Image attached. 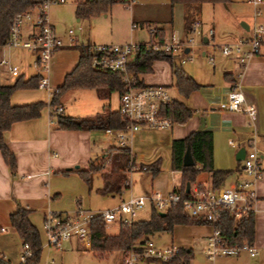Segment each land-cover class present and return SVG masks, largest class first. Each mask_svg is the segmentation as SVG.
Returning a JSON list of instances; mask_svg holds the SVG:
<instances>
[{"label":"crops","instance_id":"0c3cea01","mask_svg":"<svg viewBox=\"0 0 264 264\" xmlns=\"http://www.w3.org/2000/svg\"><path fill=\"white\" fill-rule=\"evenodd\" d=\"M75 1H73V13ZM126 6L125 19L129 35L118 42L97 38L89 31L90 18H77L75 14L74 21L82 22V24L69 25L64 32H59L55 29L52 18L47 12L55 37L64 44L56 50L76 47L80 44L136 43L152 40L154 38L151 30L158 27L164 34V26L171 25L173 17L177 20L181 18L183 28L184 6L182 3H170L169 0H130ZM110 7L103 12V16L110 12ZM253 22L264 25V0L256 3L252 0L202 2L194 17L191 32L200 34V41L195 45L186 46L187 51L184 52L183 49V54L178 55L184 56V61L180 63L185 64L184 70L192 76L199 87L187 96L179 94L172 85L170 68L165 60H153L149 72L138 74V78L143 83L164 85L171 98L183 101L192 108L191 116L184 122H174L167 128L139 127L132 131L124 142L136 164L159 160V171L155 175L150 176L147 172L137 171L143 193L157 191L161 195H166L171 190L179 189L182 182L180 172L171 169L170 144L173 138L183 137L194 129L211 132L212 167L229 170L218 187L240 186L244 180L248 179V174L241 166L244 156L241 150L243 148L245 154V151L250 148L249 140L253 141L260 165V176L253 184L255 194L252 211L253 236L250 242L255 253L249 255L246 251H240L231 254L234 255L232 261L220 260V264H264V33L260 39L258 53L248 56L244 61H239L236 54H222L219 50V46L223 43L238 39L246 40L250 36ZM81 28L87 29L84 31L83 39L77 35V30ZM33 30L35 27L30 22H25L21 26V36L25 37ZM180 35L179 38H183L186 34L181 32ZM68 36L73 39L72 45H67ZM242 47L246 49L247 45L244 44ZM35 55L33 50L22 46L0 45V58L6 60V63H0V84H9L18 76L26 79L36 74L37 69L33 65ZM9 64L17 66V75L9 73L7 68ZM66 70L68 69L62 71L60 79ZM225 73L228 75L224 76ZM48 82L52 91L54 82L51 81L49 71ZM234 83H239L244 101L254 106V119L250 120L243 111L227 110L219 106ZM49 91L39 87H22L12 90L8 97L11 104L38 100L45 103L38 116L14 121L2 132L5 145L15 157V170L11 174L0 154V255L11 264L20 262L22 243L9 224L8 214L16 206L27 209V217L36 227L41 250L44 247V239L47 240L43 228L46 212L72 209V205H63L59 201L60 198H56L65 190L57 181H67L65 175L74 172V165L83 168L90 158L102 153L108 146L119 145L116 137L104 129L56 127L48 105ZM113 93L116 95L117 105V92L113 91L111 94ZM111 94L108 98L109 106ZM102 102V99L95 94L93 103L95 107L92 111H85L79 115L64 114L92 116L100 111ZM59 106L62 111L63 105L60 103ZM115 108L110 106V109ZM61 170L68 171L62 173ZM134 171L135 169L129 171L128 175ZM167 171L170 173V178H168L169 174L166 175ZM69 177L74 178L73 175ZM126 180V188L130 189V180ZM189 187L191 191L197 187H211L210 173L199 171ZM87 189L91 188L87 186ZM118 199H122L120 195ZM101 209L96 208L92 211ZM108 226L112 229L111 233L115 232L113 225ZM210 233L211 226L205 222L174 224L170 231L169 242L160 246L174 245L192 250L196 240L201 242L203 247ZM68 240L78 252L88 249V245L82 246L75 237ZM218 256L220 255L216 257ZM121 259L122 254L119 252L115 264H121Z\"/></svg>","mask_w":264,"mask_h":264},{"label":"trees","instance_id":"16d2710c","mask_svg":"<svg viewBox=\"0 0 264 264\" xmlns=\"http://www.w3.org/2000/svg\"><path fill=\"white\" fill-rule=\"evenodd\" d=\"M41 0H0V45H3L9 35L11 19L16 12L31 9L38 5ZM116 0H76L74 14L77 18L88 19L93 15L105 12ZM125 3L130 0H123ZM227 0H169L170 3L179 2L184 6L183 33L187 34L192 29L194 17L202 2H225ZM152 37L158 43L163 41L161 28L151 30ZM93 44L77 45V59L74 65L63 74L61 82L51 91L48 105L50 112H54L56 127L61 129H122L127 120L116 110L110 109L108 98L111 92H121L124 89L122 72L104 67L91 65L94 55L101 52L96 51ZM179 54L164 52L162 50L147 49L143 42H139L132 57L126 62L127 74L134 78L135 85L143 82L138 78L139 73L151 70L153 60H165L170 68L172 85L182 96H187L191 91L197 89L199 84L181 66ZM228 74L225 73L224 76ZM38 74L31 75L26 79L18 76L9 84H0V154L8 166L11 174L15 170V157L5 145L2 132L10 124L17 120L28 119L39 115L41 108L45 105L43 101H33L22 104H11L9 94L12 90L22 87H36ZM70 88H92L98 98L102 99L100 111L92 116H71L55 112L59 106L61 94ZM160 112L167 116L173 123L184 122L193 110L183 101L172 98L168 103L160 106ZM186 145L189 146L193 164L183 165L182 155ZM171 169L178 170L181 176V187L171 191H177L183 196L191 194L190 187L185 192L184 184L194 181L199 171L210 173L211 188H217L229 173L226 169H215L212 167L211 132L209 130L194 129L185 136L173 138L170 144ZM138 170L147 172L150 176L159 171V160L149 163L136 164L131 157L128 146L110 145L101 154L90 158L83 168H74L73 171L83 179L87 186L91 187V175L96 174L101 184L95 188L101 195L120 194L125 188V176L128 171ZM68 170H61L66 173ZM196 189H201L197 187ZM153 208L148 218L135 219L125 225H118L113 233L104 230L105 224L101 217L96 214L90 218L89 246L88 249L97 257H107L111 252L118 251L124 254L130 247L140 248L143 242L156 232L171 231L172 226L178 223L205 222L186 216L179 204H172L161 210ZM9 224L21 239V243L27 246L28 254L17 264H37L40 253V240L36 227L27 217V209L22 206L8 214ZM207 223V222H205ZM208 224V223H207ZM222 239L228 245L240 244L243 241H251L253 236L252 212L239 219L231 218L226 211H222L215 222ZM192 257V250L186 247H177L175 253L167 260L146 257L141 264H188ZM0 264H11L0 255Z\"/></svg>","mask_w":264,"mask_h":264},{"label":"built area","instance_id":"2783aa9c","mask_svg":"<svg viewBox=\"0 0 264 264\" xmlns=\"http://www.w3.org/2000/svg\"><path fill=\"white\" fill-rule=\"evenodd\" d=\"M57 1L63 0H41L38 5L31 9L16 12L11 19L9 35L3 44L5 46H22L36 53L33 65L37 69L36 87L39 88L48 89L50 57L56 48L64 45L60 39L55 37L47 17L48 5ZM252 1L256 3L261 0ZM25 22H30L35 30L22 37L21 26ZM192 31L193 25L191 31L183 37L184 41H182L183 38L170 35L169 38H163L161 43L155 40H147L143 43L147 49L162 50L181 55L183 49L192 43V37L190 36ZM263 33L264 25L260 22H253L250 36L246 40L238 39L234 42L223 43L219 46V50L222 54H236L239 61H244L248 56L258 53ZM138 43L122 42L92 45L101 54L93 56L91 65L122 72V79L125 83L124 89L117 93L115 109L127 120V124L122 129H104V131L112 133L116 137L119 145H124L128 135L139 127L167 128L173 123L160 112V106L172 99L167 88L161 84L143 83L135 85L134 78L127 74L125 70L126 62L132 57ZM72 44L73 39L68 36L67 45ZM244 44L247 45L246 49L242 47ZM179 61L183 62L184 58L181 56ZM0 63H6V60L0 58ZM7 68L10 74L17 75L18 68L15 64H9ZM49 94L51 95V91H49ZM219 106L227 110L243 111L250 120L255 117V108L252 104L244 101L239 83H234L229 88L225 99L220 102ZM60 110V106L55 107V111ZM248 143L250 148L245 151L241 166L249 177L240 186L195 188L189 196H183L177 191H170L166 195H161L157 191L138 195L129 194L126 198L120 199L118 203L98 211H92L78 203L71 212L48 211L43 218L47 243L58 247L61 240L75 237L88 245V223L90 218L98 214L105 225H125L134 220L135 210L147 199L158 210H163L172 204H179L186 216L203 220L211 226V233L207 237L204 247V254L209 264H215L214 259L217 255H231L240 251H246L249 255H254L255 251L250 241L228 245L215 226V222L222 211H226L235 220L253 211L255 196L253 184L260 176V165L253 141L249 140ZM125 183L127 184V180H125ZM26 248V244L23 243L20 261L28 254ZM176 248L174 245H157L148 238L140 248L130 247L122 254L121 264H141L146 257L167 260L175 253ZM39 264H52V260L43 261Z\"/></svg>","mask_w":264,"mask_h":264},{"label":"rangeland","instance_id":"374dc122","mask_svg":"<svg viewBox=\"0 0 264 264\" xmlns=\"http://www.w3.org/2000/svg\"><path fill=\"white\" fill-rule=\"evenodd\" d=\"M73 1L74 0H65L64 2L57 3L51 2L48 6L49 8L47 7V12L52 18L55 29L59 32H64L66 27L69 25L77 26L79 24H82V22L74 21L75 17L73 13ZM110 6V12H107L106 16H103V13H99L90 17L89 31L99 39H103L106 41L109 39L108 41L118 42L121 39L126 38L125 36L129 35V28L125 19V11L127 10V6L123 0H116L112 2ZM84 31H87V29L81 28V30H77V35L80 39L84 38ZM181 32H183L181 18L179 17V19L177 20L173 17L171 25L164 26L163 35L164 38H169L170 35L179 38V36H181ZM190 35L192 36V43L190 45H195L200 41V34L190 33ZM182 41H184V38ZM182 58H184V56H182ZM76 59L77 48L74 46L54 50L49 60V74L52 83L54 82V84L58 85L62 80V78L60 79L62 71H64V69L69 70V67L73 66V63H75ZM178 59L180 60V57ZM184 65L185 64L181 63L183 69ZM54 84L52 85L53 89L57 86ZM48 89L51 91L50 87H48ZM49 99L50 97L48 98V101ZM59 100L60 103L63 105V110L61 111L62 113H71L74 115H79L81 113L83 114L85 111H92V109H94L95 107V104H93L95 100V93L93 89L70 88L61 94ZM110 106L112 108L116 107L115 93L111 94ZM50 113L52 119L55 120L54 112ZM137 171L138 170H135L130 175H128V171L125 176L126 179L130 180V189H127L126 187L122 188L120 194H114L112 196H101L96 192L95 188L101 184V180L99 179L98 175H91V189H87V184L78 175V173L74 171L73 173H68V175H65L67 181H57V183L62 184V187H64L65 190L63 191V193L60 192V195H58V197L56 198H60L59 201L63 205H72V209L64 210L67 212L73 211L77 203L83 207L90 208V210H94L96 208L103 209L105 207L112 206L118 203L120 200L118 199V195H120L121 198H126L129 193H131V195L143 194L142 186L137 177ZM168 174V178H170L169 171H167L166 175ZM70 175H73L74 178H70ZM153 208L155 207L152 205L151 201L146 199L144 203L135 210L133 219L135 220L148 218ZM110 225H113L115 227L114 231L117 230V224ZM104 230L107 233H111L112 231V229H110L108 225L104 226ZM169 238L170 231H160L150 236V239L157 245L167 244L169 242ZM77 240L82 246H87L83 241L79 239ZM204 247L205 245L202 247L201 242L199 243L197 242V240L195 241L194 246L192 248V257L188 264L209 263L204 254ZM118 253V251H113L107 257L99 258L95 254H93V252L89 249L78 252L77 248H75V246L72 245V243H70L68 239L61 240L60 245L58 247L49 245L47 243V240L44 239V247L40 250L38 261L41 263L43 261H50L51 259H53L52 264H115L117 263ZM233 258L234 255H220L214 259V262L216 264H220V260L232 261ZM37 264L39 263L37 262Z\"/></svg>","mask_w":264,"mask_h":264},{"label":"water","instance_id":"95a60500","mask_svg":"<svg viewBox=\"0 0 264 264\" xmlns=\"http://www.w3.org/2000/svg\"><path fill=\"white\" fill-rule=\"evenodd\" d=\"M186 51H187V48L185 47L184 48V52H186ZM241 151H242V153L244 155V149L243 148H242ZM236 158H239V156H236ZM182 164L183 165H191V164H193V159L191 157V154H190V150H189V146L188 145H186L185 150H184V153L182 155ZM73 167L76 168L77 165H74ZM67 169H71V167H67ZM188 188H189V183H188V181H186L185 184H184V190H185V192L188 191ZM159 213L162 214L163 212L160 210Z\"/></svg>","mask_w":264,"mask_h":264}]
</instances>
